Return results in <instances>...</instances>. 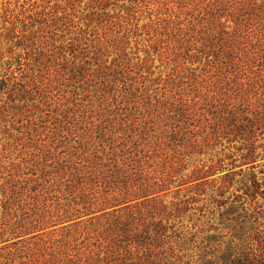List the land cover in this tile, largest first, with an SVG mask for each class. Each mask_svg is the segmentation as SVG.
Instances as JSON below:
<instances>
[{
	"label": "trees",
	"instance_id": "16d2710c",
	"mask_svg": "<svg viewBox=\"0 0 264 264\" xmlns=\"http://www.w3.org/2000/svg\"><path fill=\"white\" fill-rule=\"evenodd\" d=\"M193 5L176 44L202 97L53 165L0 223V264H264V67L223 84L264 61V0Z\"/></svg>",
	"mask_w": 264,
	"mask_h": 264
},
{
	"label": "rangeland",
	"instance_id": "374dc122",
	"mask_svg": "<svg viewBox=\"0 0 264 264\" xmlns=\"http://www.w3.org/2000/svg\"><path fill=\"white\" fill-rule=\"evenodd\" d=\"M193 3L0 0V223L68 153L137 135L136 122L150 135L173 103L202 97L186 77L203 62L191 65L189 46L176 44ZM262 67L223 84L233 91ZM256 203L264 228V197Z\"/></svg>",
	"mask_w": 264,
	"mask_h": 264
}]
</instances>
